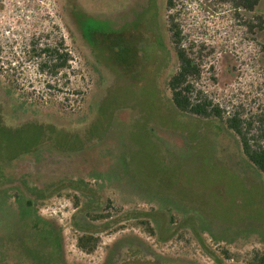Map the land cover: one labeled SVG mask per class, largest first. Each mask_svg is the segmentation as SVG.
I'll list each match as a JSON object with an SVG mask.
<instances>
[{"label":"rangeland","instance_id":"1","mask_svg":"<svg viewBox=\"0 0 264 264\" xmlns=\"http://www.w3.org/2000/svg\"><path fill=\"white\" fill-rule=\"evenodd\" d=\"M166 4L0 0V264L264 257V175L222 121L177 113L166 86L172 22L196 89L264 133V0L253 13ZM59 44L69 68L50 77L39 52ZM131 50L147 67L123 77ZM31 210L53 244L29 226Z\"/></svg>","mask_w":264,"mask_h":264},{"label":"trees","instance_id":"2","mask_svg":"<svg viewBox=\"0 0 264 264\" xmlns=\"http://www.w3.org/2000/svg\"><path fill=\"white\" fill-rule=\"evenodd\" d=\"M217 3H227L233 9L245 13L258 11L262 0H212ZM167 8L171 5V0H167ZM260 20V19H259ZM260 27V26H259ZM171 33L172 49L177 62V71L167 80L166 86L170 93V106L179 114L187 115L193 118L205 120L222 121L226 128L231 130L238 139L241 151L245 158L253 167L264 175V146L261 145L264 133L258 135L252 134V124L248 119H244L238 113L223 117L222 110L217 104L203 95V92L195 87L194 78L198 76V69L194 62L187 56L181 46L180 31L178 27L171 22L169 29ZM129 57L124 60V66L118 65L122 69L123 77H135L147 67L145 59L138 52L131 50ZM139 55V56H137ZM39 57H44L40 63V70L47 72L51 77H56L69 68L70 53L63 44L58 46L46 47L39 52ZM119 63V61H118ZM151 66V65H150ZM9 92V91H7ZM23 96V94H20ZM30 97V94H28ZM207 159L206 156L202 160ZM32 199L26 202L27 206L32 207ZM29 226L32 230L41 232L44 241L52 242L53 237H49L50 228H44V220L35 216L33 211L30 213ZM33 233V231H31ZM42 238V239H43ZM53 244V242H52ZM259 264H264V257L258 259Z\"/></svg>","mask_w":264,"mask_h":264}]
</instances>
